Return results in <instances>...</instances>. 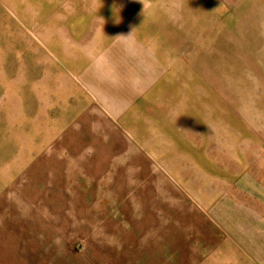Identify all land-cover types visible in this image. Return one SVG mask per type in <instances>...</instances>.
<instances>
[{
	"label": "rangeland",
	"instance_id": "1",
	"mask_svg": "<svg viewBox=\"0 0 264 264\" xmlns=\"http://www.w3.org/2000/svg\"><path fill=\"white\" fill-rule=\"evenodd\" d=\"M138 4L136 14L144 20L137 25L170 36L175 51L148 60L143 54L151 52L139 54L137 66L147 70L153 60L159 73L153 86L141 85L143 93L127 99L125 119L135 135L124 134L143 149L161 185L175 178L176 189L186 194L189 178L196 186L208 183L197 182L196 175L219 184L221 178L209 177L213 163L217 170H232L231 188L238 189V182L254 185L234 195L240 200L237 236L222 227L226 240L206 260L264 264V0H144V7L140 0H0V264H23L30 253L31 264H45L42 243H61L62 237L70 243L69 234H50L57 228L59 204L41 202L39 180L32 181L36 193L26 192L23 184L43 153L57 147L61 131L84 129L80 120L95 92L80 77L96 53V35L114 36L111 20ZM127 56L124 62L132 64L134 54ZM102 107L112 112L109 105ZM79 143L74 147L85 146L80 151L88 153L84 164L103 174L104 156L97 157L101 164L88 159L92 150H103V139ZM193 168L197 171L190 172ZM49 172L55 175L54 163ZM46 215H53L52 224H45ZM60 260L72 264L70 258Z\"/></svg>",
	"mask_w": 264,
	"mask_h": 264
},
{
	"label": "crops",
	"instance_id": "2",
	"mask_svg": "<svg viewBox=\"0 0 264 264\" xmlns=\"http://www.w3.org/2000/svg\"><path fill=\"white\" fill-rule=\"evenodd\" d=\"M138 6L127 13L122 11L121 19L111 20L116 29L114 36L102 35L104 31L96 35L92 49L96 53L90 56L83 77L79 76L95 92V100L88 102L80 120L84 129L61 131L57 147L43 153L27 176L29 182L23 184L29 193H36L35 188L39 186L41 189L36 195L42 203L59 204L54 217L56 226L53 225L57 228H52L50 234L71 235L70 243L63 242L62 237L61 243L41 244L45 253L40 260H45V264H61L60 259L66 257L72 264H207L208 254L218 250L217 246L226 240L221 237L223 228L238 234L240 200L234 195L251 185L238 182V189L231 188L236 181L232 170H217L214 163L208 166V173L211 181L214 176L221 178L219 184L195 173L192 179L196 175L197 182L208 183L196 186L189 178L184 187L186 194L176 189L175 178H166L161 185L160 175L144 156L143 149L134 143V138L124 134V130H131L135 135L125 119L129 112L127 99L142 94L141 85L153 86L154 75L159 73V62L153 60L145 64L149 66L147 70L137 66L139 54L151 52L143 54L148 60L155 55L159 59L160 51H175L170 36L155 35L149 24L137 25L144 20L141 14H136L142 7ZM129 53L134 54L132 64L124 62ZM167 57H174V52ZM107 72L115 73L107 76ZM136 75L141 78L137 79ZM104 105H109L112 112L102 109ZM99 123L103 126L98 129ZM92 136L102 138L104 147L92 150L93 156L88 159L93 161L99 154L103 155V163L97 158L103 164V174L99 170L95 174L89 164H84L88 153L79 147L85 146L74 147L75 142L83 144L84 138L89 141ZM108 137L112 140L106 141ZM123 144L128 148H123ZM51 163L55 164L54 176L49 172ZM82 170L88 174L81 173ZM196 171L193 168L190 172ZM33 179L41 184L35 187ZM81 203L87 205L80 207ZM9 214L6 212L10 219ZM52 216H45V224L53 223ZM6 240L9 242V234ZM77 242L83 249H76ZM24 256L23 264H31V253Z\"/></svg>",
	"mask_w": 264,
	"mask_h": 264
},
{
	"label": "clouds",
	"instance_id": "3",
	"mask_svg": "<svg viewBox=\"0 0 264 264\" xmlns=\"http://www.w3.org/2000/svg\"><path fill=\"white\" fill-rule=\"evenodd\" d=\"M140 2L143 4V7H144V0H140ZM120 36H124V35H120Z\"/></svg>",
	"mask_w": 264,
	"mask_h": 264
}]
</instances>
